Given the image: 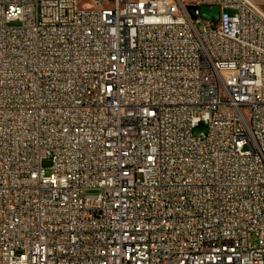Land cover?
Returning a JSON list of instances; mask_svg holds the SVG:
<instances>
[{
	"label": "built area",
	"instance_id": "obj_1",
	"mask_svg": "<svg viewBox=\"0 0 264 264\" xmlns=\"http://www.w3.org/2000/svg\"><path fill=\"white\" fill-rule=\"evenodd\" d=\"M0 264H264L251 0H0Z\"/></svg>",
	"mask_w": 264,
	"mask_h": 264
},
{
	"label": "water",
	"instance_id": "obj_2",
	"mask_svg": "<svg viewBox=\"0 0 264 264\" xmlns=\"http://www.w3.org/2000/svg\"><path fill=\"white\" fill-rule=\"evenodd\" d=\"M189 10L192 14L195 12V7L193 5L189 6ZM220 12V7L218 5H212V6H202L201 7V14L202 17L210 21L212 23H216L218 21Z\"/></svg>",
	"mask_w": 264,
	"mask_h": 264
},
{
	"label": "rangeland",
	"instance_id": "obj_3",
	"mask_svg": "<svg viewBox=\"0 0 264 264\" xmlns=\"http://www.w3.org/2000/svg\"><path fill=\"white\" fill-rule=\"evenodd\" d=\"M187 2H192V0H186ZM259 9V11L264 15V0H251ZM204 27H211L210 24L208 22H201L200 24H198V28L200 30H203ZM206 127L204 124L199 125L197 128H195L194 130V134L195 135H199L202 131H205ZM44 165L45 166H49V162L48 161H44ZM47 172L50 173V170L47 169Z\"/></svg>",
	"mask_w": 264,
	"mask_h": 264
}]
</instances>
